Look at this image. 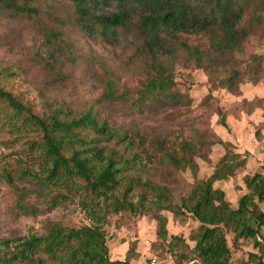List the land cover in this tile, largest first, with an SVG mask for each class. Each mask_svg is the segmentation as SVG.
Returning <instances> with one entry per match:
<instances>
[{"label":"rangeland","instance_id":"374dc122","mask_svg":"<svg viewBox=\"0 0 264 264\" xmlns=\"http://www.w3.org/2000/svg\"><path fill=\"white\" fill-rule=\"evenodd\" d=\"M12 1L36 12L0 0V86L47 122L91 111L130 136L128 143L87 133L105 152L115 150V159H130V168L123 171L132 184L128 198L138 204L144 194L146 209L114 212L106 205L112 198L91 196L80 179L66 186L44 182L42 130L0 97V264H64L39 250L31 261H7L24 238L47 233L54 222L75 228L99 224L111 259H124L133 246V264H147L152 256L160 264L199 262L189 239L198 221L187 213L159 211L152 205V191L146 192L137 181L164 187L171 201L180 204L194 183L207 179L224 161L233 165L243 159V165L212 185L224 191L232 208L242 195L251 194L247 179L264 175V0H246L236 25L246 35L233 50L214 45L223 35L215 24L198 33L166 37L167 50L158 61L173 83L171 95L157 97L144 93L157 72L142 49L135 25L143 9L136 3L130 7L131 28L108 39L88 34L69 16L70 0ZM95 9L107 15L117 6L112 1ZM57 28L59 47L43 37L46 30ZM187 46L198 50L199 60ZM234 72V89L228 90L221 82ZM220 114L227 127L220 124ZM123 183L113 190L115 195L121 196ZM253 200L255 206L249 208L264 211V201L257 196ZM18 202L28 211L22 212ZM159 213L167 218L165 238L156 234ZM223 230L230 249L228 264H264V224L255 237L235 238L230 228Z\"/></svg>","mask_w":264,"mask_h":264},{"label":"trees","instance_id":"16d2710c","mask_svg":"<svg viewBox=\"0 0 264 264\" xmlns=\"http://www.w3.org/2000/svg\"><path fill=\"white\" fill-rule=\"evenodd\" d=\"M6 4H13L12 0H3ZM72 9L69 16L75 17L81 28L88 34L99 33L108 39H116L119 32L131 28L130 7L134 3L143 9L139 14L136 27L142 37V49L155 62L156 76L146 84L144 93L148 97L168 96L169 86L173 83L171 77L164 73L163 65L158 56L166 47V37L178 32L198 33L211 28L215 24L223 32L222 38L214 40V45L221 48L235 49L246 32L244 28H237V23L246 0H70ZM114 1L117 10L111 14H96L101 4ZM16 8L24 12H36L25 5ZM60 29H51L44 32V39L49 45L55 44L60 35ZM54 44V45H53ZM198 60L199 52L195 48L186 47ZM55 51V49L53 50ZM210 60V59H209ZM231 77L222 80L228 90H233ZM110 95L112 94L110 90ZM0 97L17 112L22 113L25 119L36 125L43 132L40 151L45 160L47 174L44 182L53 185H69L75 179L84 181V188L95 197H109L111 201L106 205L114 212H138L145 208V195L141 196L138 204L133 203L128 195L132 184L130 179L124 178L123 171L130 168V159L117 160V152L104 147H98L93 138L87 137L92 131L96 137L110 141L117 139L130 143V136L110 127L105 121H99L95 114L88 111L77 118L69 120L52 118L45 121L18 102L11 94L0 86ZM220 124L227 127L223 114H220ZM98 138V139H99ZM68 150L69 155L63 151ZM135 158H132L134 161ZM223 160V158H222ZM244 160L235 164H226L229 170L215 169L204 180L194 183L187 196L180 204H175L167 195L162 186L151 184L148 181L138 180L139 186L145 191H152L155 197L152 205L159 211L167 210L174 216L184 213L190 214L198 221V226L190 232L189 239L193 241L199 262L195 264H228L230 249L227 245L223 228H230L234 237H255L264 224V211L249 208L255 206L253 196L264 201V175L255 174L248 178L246 185L251 194H244L238 200V206L232 208L225 197L223 190L213 187L216 179L225 177L234 170L235 166L243 165ZM123 181L121 196L114 191ZM53 201V200H52ZM55 203L52 202V205ZM22 212L28 209L22 202H18ZM157 221L156 234L165 238L167 234V218L163 214L155 216ZM255 223V227L252 223ZM175 237V236H174ZM39 250L50 258H59L64 264H133L137 252L130 246L124 259H111L106 244L105 233L99 224L80 227H67L58 222L51 224L47 233L43 235L31 234L21 242L20 249L9 260L20 258L33 260V253ZM39 260V259H38ZM40 264V262H38Z\"/></svg>","mask_w":264,"mask_h":264},{"label":"built area","instance_id":"2783aa9c","mask_svg":"<svg viewBox=\"0 0 264 264\" xmlns=\"http://www.w3.org/2000/svg\"><path fill=\"white\" fill-rule=\"evenodd\" d=\"M147 264H160V261L156 257L152 256L149 258V261Z\"/></svg>","mask_w":264,"mask_h":264}]
</instances>
